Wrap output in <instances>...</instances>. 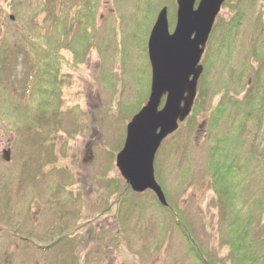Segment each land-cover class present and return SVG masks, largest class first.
Here are the masks:
<instances>
[{
    "label": "rangeland",
    "instance_id": "1",
    "mask_svg": "<svg viewBox=\"0 0 264 264\" xmlns=\"http://www.w3.org/2000/svg\"><path fill=\"white\" fill-rule=\"evenodd\" d=\"M164 7L171 34L177 0H0V264L262 263L264 0L214 17L190 113L154 155L165 205L115 166Z\"/></svg>",
    "mask_w": 264,
    "mask_h": 264
},
{
    "label": "water",
    "instance_id": "2",
    "mask_svg": "<svg viewBox=\"0 0 264 264\" xmlns=\"http://www.w3.org/2000/svg\"><path fill=\"white\" fill-rule=\"evenodd\" d=\"M224 0H177L174 31H168L166 8L157 14L147 42L151 66L146 104L126 125L123 148L115 158L122 178L134 192L150 189L165 205L154 179V155L161 141L190 113L202 66L199 59L214 17ZM164 104L159 109L161 98ZM8 160V152L4 153Z\"/></svg>",
    "mask_w": 264,
    "mask_h": 264
},
{
    "label": "trees",
    "instance_id": "3",
    "mask_svg": "<svg viewBox=\"0 0 264 264\" xmlns=\"http://www.w3.org/2000/svg\"><path fill=\"white\" fill-rule=\"evenodd\" d=\"M156 3H160V0H156ZM84 12V13H83ZM86 13H87V11H85V10H80L79 12H77V17L75 18V20H77V24L78 25H80V26H82L83 25V22L84 21H81V15L82 14H85L86 15ZM81 34H82V31H79L78 33H77V38L79 39V41L78 42H80V37H81ZM37 43V41L35 42V43H33V44H31V46L35 49V44ZM76 44V43H75ZM79 45V44H78ZM47 83V82H46ZM50 84L49 83H47V85L46 86H49ZM46 90V93H47V95H48V93L50 94V93H52L51 92V88H46L45 89ZM40 93V92H39ZM42 93V92H41ZM240 140V139H239ZM229 150H230V148H229ZM232 156H235V154H232ZM231 156V157H232ZM249 157H250V153H249V155H248ZM127 190V189H126ZM262 190H264V189H262ZM123 191H125V190H123ZM260 197V196H259ZM261 197H264V196H262L261 195ZM260 197V198H261ZM259 199V198H258ZM260 205H262V204H260ZM263 206H264V204H263ZM167 210V209H166ZM250 217V215L248 216V218H246L245 217V219H240V216H237V218H235L236 219V221H237V224H238V226H236L235 224H234V226H231L230 228L231 229H233V230H235L233 233H232V236L231 237H233V241L231 242L232 244H233V246L234 247H237V245L241 248V249H247V250H250V248H249V246L248 245H246V244H243L242 242H239V238H240V236H241V234L244 232V230L246 231V229H248V225H247V223H248V221H247V219H250L249 218ZM232 221L234 220V218H232L231 219ZM239 221H240V223H239ZM247 222V223H246ZM250 227V226H249ZM178 228H179V223H178ZM185 230V229H184ZM242 230V231H241ZM179 231L181 232V230H180V228H179ZM186 231V230H185ZM241 231V232H240ZM182 233V232H181ZM240 233V234H239ZM245 233V232H244ZM246 233H247V231H246ZM248 234V233H247ZM251 238H253L252 236H250ZM255 237V236H254ZM253 239H257L256 237L255 238H253ZM189 243L188 242H186V244H187V246H188V248H189V250H190V252H191V254L192 255H194V247H193V242H192V239L191 238H189ZM256 244L258 243V242H255ZM250 245L252 246V247H254V242H251L250 243ZM197 251V250H196ZM253 254V253H252ZM195 255H196V253H195ZM254 255V254H253ZM246 255H244V256H242V258L243 257H245ZM260 257V261L262 262L261 264H264V258H262L261 256H259ZM240 261H242V262H244L245 264H259L257 261V263H255V262H253L252 260H249V259H244V260H242L241 258H240ZM198 264H205V262L204 261H201V263H199V262H197Z\"/></svg>",
    "mask_w": 264,
    "mask_h": 264
},
{
    "label": "bare ground",
    "instance_id": "4",
    "mask_svg": "<svg viewBox=\"0 0 264 264\" xmlns=\"http://www.w3.org/2000/svg\"><path fill=\"white\" fill-rule=\"evenodd\" d=\"M147 57H148V54H147Z\"/></svg>",
    "mask_w": 264,
    "mask_h": 264
}]
</instances>
